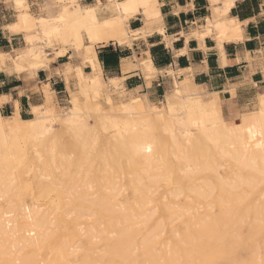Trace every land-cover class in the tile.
I'll use <instances>...</instances> for the list:
<instances>
[{
  "label": "bare ground",
  "instance_id": "6f19581e",
  "mask_svg": "<svg viewBox=\"0 0 264 264\" xmlns=\"http://www.w3.org/2000/svg\"><path fill=\"white\" fill-rule=\"evenodd\" d=\"M16 4L26 9L25 0ZM138 9L152 18L157 15L156 0L115 4V16L100 25L91 10L79 5L69 11L65 8L62 15L82 20L92 33H110L122 32L126 16ZM63 17L59 19L62 22ZM21 19L22 29H38L32 35L34 40L38 32L41 39L69 28L54 26V19H34L27 13H22ZM226 30L222 27L220 32ZM41 57V50L31 46L19 58L33 61L29 65L36 68ZM95 66L90 75L78 73V89L69 91V107L64 112L52 114L44 107L33 109L34 117L29 120L0 117V264H134L137 240L143 245L141 253L147 264H190L193 254L213 261L228 254L227 245L233 240L241 246L255 242L249 250L255 256L260 245L264 248V241H255L264 232V189H260L264 187V93L257 96L254 113L237 124H227L217 96L202 95L185 84L177 83L164 96L161 108L136 96H121L118 91L115 97L121 105L116 106L107 92L116 90V85L105 83ZM125 98L128 102L122 103ZM90 117L94 118L92 127L87 126ZM55 122L60 123L59 132L52 126ZM178 126L182 132L176 131ZM25 159L34 165L33 184L21 186L25 182L19 180L14 166ZM142 173L147 183L138 182L144 179ZM124 174L132 176L131 180L124 183V177L120 183L118 176L115 182L114 175ZM133 177L138 183H133ZM163 177L170 182L163 184L171 188L158 197L165 202L161 217L168 220L167 225L179 224L173 231L178 236L168 237V249L165 251V245L159 255L152 249L161 241L156 238L164 230L163 223L159 222L163 229L153 228L145 236L136 226L142 222L146 225L155 217V207V211H143L142 203H156L158 198L152 197L155 189H161L157 187ZM23 193L37 197L53 193L49 214L26 212L19 201ZM181 195L210 209L174 207L181 203ZM64 206H69L72 218H66ZM50 216L53 220L49 221ZM82 218L91 219V226L83 231L87 233L85 242L80 239L82 231L77 230ZM192 221L199 225L194 231ZM242 227L247 229L244 239ZM225 239L228 241L223 242ZM82 245L85 252L78 256ZM41 249L50 255L44 261L38 258ZM254 258L241 264H257L259 259Z\"/></svg>",
  "mask_w": 264,
  "mask_h": 264
},
{
  "label": "crops",
  "instance_id": "0c3cea01",
  "mask_svg": "<svg viewBox=\"0 0 264 264\" xmlns=\"http://www.w3.org/2000/svg\"><path fill=\"white\" fill-rule=\"evenodd\" d=\"M46 1L52 0H25L26 9H21L17 0H0L2 119H32L33 109L49 105L47 100L61 108L77 86L78 73L90 75L95 65L103 81L125 96L155 103L177 83L185 84L217 96L228 117L239 116L264 93V0H156L157 15L147 18L138 9L126 16L122 32L110 33H92L82 20L63 17L62 11L79 5L91 10L100 25L115 16V4L126 0H61L44 12ZM22 13L34 19L47 13L48 19L58 20L54 26L74 27L73 38L46 42L38 32V43L31 39L38 29H22ZM55 41L63 46L47 51ZM31 46L44 54L36 68L29 65L33 61L19 58Z\"/></svg>",
  "mask_w": 264,
  "mask_h": 264
},
{
  "label": "rangeland",
  "instance_id": "374dc122",
  "mask_svg": "<svg viewBox=\"0 0 264 264\" xmlns=\"http://www.w3.org/2000/svg\"><path fill=\"white\" fill-rule=\"evenodd\" d=\"M55 2H57V3H61V0H52L51 2H49V1H46V4H45V6H44V12H47L48 11V9H49V7H50V5L52 4V6L54 7V5H55ZM60 6V4H57V9H58V7ZM20 8V7H19ZM59 14V13H58ZM58 16V15H57ZM43 17H46V18H48V14L46 13V15L45 16H43ZM76 26V25H75ZM121 26H123V25H121ZM77 27V26H76ZM73 30H74V27H71L70 28V30H67V32H66V34L65 33H63V34H60L59 35V33H57V32H54V34L52 33L51 35H55V36H51V35H49L48 37H44V36H42V38H41V40H43V39H45V41L47 40V39H51V38H55L56 36H57V38L59 39V38H61L62 40H64V38L66 39V37H65V35H67L68 36V38L70 39V38H73V36H72V32H73ZM59 32V31H58ZM57 33V34H56ZM44 41V40H43ZM36 42H41L40 40H37ZM47 42V41H46ZM42 43V42H41ZM47 45V44H46ZM55 45H60V46H63L62 45V43L61 42H59V41H55V42H53V44L51 45V47H49L48 49H46L47 51L48 50H51V49H53V47L55 46ZM59 54H60V52H58ZM41 55H42V57H44L43 55V52H42V50H41ZM47 56V55H46ZM105 83H106V81H104ZM106 88V87H105ZM76 89H78V87L76 86L74 89H72V91H75ZM107 90V89H106ZM109 90V89H108ZM117 90V89H116ZM116 90H109V91H107L108 92V94H109V96H111V98L113 99L112 101H113V104L114 105H116V106H120L121 104H120V102H118L117 100H116V97H115V95H118V92L116 91ZM115 91V92H114ZM170 90H168L167 92H169ZM166 92V93H167ZM166 93H165V95H166ZM120 95L121 96H123L124 94L123 93H120ZM164 95V96H165ZM163 98L164 97H162V98H160L157 102H155V103H150L151 105H154V106H156V107H159V108H161L162 107V103H163ZM68 99H69V97H68ZM121 102L122 103H127L128 102V99L127 98H125V99H121ZM49 104V105H47V106H45V107H47V108H49L52 112V114H54V112L55 113H57V114H59V112L61 113V112H64L68 107H69V103H68V101L61 107V108H54L52 105H51V103H50V101L49 100H47V102H46V104ZM117 103V104H116ZM160 103V104H159ZM220 107H221V104H220ZM54 110V111H53ZM103 110L104 111H107L108 110V108L104 105V107H103ZM257 110V100L255 99L254 101H252V104L251 105H249L248 107H245V109L242 111V113L241 114H239V116H235V117H228L227 115H225L223 112H222V118H223V121L225 122V123H227V124H237L238 122H239V120H241L243 117H245L247 114H252V113H254L255 111ZM222 111V110H221ZM50 113V114H51ZM93 120H94V118H92V117H90L88 120H87V126H89V127H92L93 125H94V122H93ZM60 123L58 124V122H55V123H53V128H54V130H55V132H59L60 131ZM176 131L177 132H182L183 131V128H181L180 126H178V127H176ZM28 159V158H27ZM29 161L30 160H22V161H20V162H18L15 166H14V171L15 172H17L18 173V176H19V180H21L22 182H25V183H20L21 184V186L22 185H30V184H33L32 182H33V166L34 165H32V163H29ZM221 161V160H220ZM223 164V163H222ZM32 165V166H31ZM96 164H93V167H98L97 165L95 166ZM226 165V166H225ZM223 167V170H225L226 169V167H227V164H226V162L224 163V165L222 166ZM225 168V169H224ZM97 169V168H96ZM36 170H38L39 171V169L37 168ZM222 170V168H220V171H223ZM37 171V172H38ZM71 174L73 173V169H71L70 171H69ZM38 173H41V171H39ZM57 174L59 175V173L57 172ZM56 174V175H57ZM245 174H246V172H245ZM143 175V176H142ZM142 175H140L141 177H142V179L143 180H141V181H138L139 183H147V180H145L146 178H145V175L142 173ZM115 176V182H117V181H119V179L121 180L120 181V183H123V181H124V183H126L129 179L131 180V177L130 176H127L126 174H124V175H114ZM118 176H120V177H118ZM127 176V177H126ZM119 179H118V178ZM126 179H125V178ZM58 178H59V176H58ZM123 178H124V180H123ZM118 179V180H117ZM134 179V180H133ZM136 177H133L132 178V180L134 181L133 183H138L137 181H136ZM159 179H161L162 180V177L161 178H159ZM158 179V181L160 182L161 180H159ZM163 182L161 181L160 182V184L158 185L159 187H157V189H159L160 187H161V189H159L158 191H156V189H155V191H156V193H155V191H154V196L152 197V198H155V199H157L158 197H160L161 195H166V194H168L167 192L170 190V188L171 187H167L166 185H164L163 183H170L169 181H167V180H165V178L163 177ZM123 180V181H122ZM129 180V181H130ZM136 181V182H135ZM165 181V182H164ZM158 182V183H159ZM184 182V181H183ZM257 182H261V180H257ZM256 182V183H257ZM263 183H264V181H262ZM261 182V183H262ZM184 183H187V181H185ZM16 183H13V185H15ZM20 184H18L17 186H18V188H20ZM161 185H163V186H165V188H163V186H161ZM15 187V186H14ZM167 187V188H166ZM17 190H21V189H18L17 187H15ZM168 189V190H167ZM261 190H263L264 189V187H261L260 188ZM163 191V192H162ZM160 192H161V194H160ZM165 192V193H164ZM164 193V194H163ZM128 194V193H127ZM155 194H158L157 196L155 195ZM160 195V196H159ZM179 198L181 199L180 200V202L181 203H176V205H174L173 203V205H174V207H176V206H178V205H187V206H190V207H195L196 209H198L199 211H207L208 209H210V206H207V205H205L203 202H201V201H192L191 203L190 202H188V200L189 199H185L186 198V196L184 195H181V196H179ZM185 200H184V199ZM54 199H55V197H54V195H53V193H48L45 197H37L36 195H33V194H31V193H28V194H24L23 193V195L20 197V204H21V206H22V208L23 209H25V211L26 212H28V211H30L31 213H33V212H35V213H44V214H49V211H50V208L53 206L52 205V201H54ZM160 198H158L157 200H156V203H154V202H151V204L150 205H148V203L147 202H143L142 203V209H143V211H145L146 209H151L152 211H155V210H157L156 211V213L154 214L155 215V217H150V222L148 223V224H146V225H144V223L142 222L140 225H139V222H140V219L139 218H135V220H137L138 221V225L140 226H136V229H139V230H141V233L145 236L146 234L148 235L149 233H150V231H152V229H153V231L154 230H157V231H160L159 230V228L163 225V227H164V230H162L163 229V227H161L162 229V233L161 234H159L158 236H157V238H156V241H160V242H158V243H155V245H154V248L152 249V251L154 250V252L155 253H157V254H159L160 255V253L161 252H163L164 251V247H165V245H166V247H165V251L168 249V245H167V240H168V237H175L176 238V236H178V234L176 233H173V231L174 230H177L176 228H175V225H177V224H179L178 223V221L177 222H174L173 224H168L167 225V221L168 220H163V218L161 217V214H160V212H161V209H162V207L164 206L165 207V202H161L160 200H159ZM183 201V202H182ZM189 201H191V200H189ZM3 202V201H2ZM13 202H16V200H14ZM132 203L134 204V203H136V201L135 200H132ZM147 203V204H146ZM158 203V204H157ZM193 203V204H192ZM14 204V203H13ZM145 204V205H144ZM154 204H155V206H154ZM196 204V205H195ZM5 205V203L3 202V204H2V206H4ZM135 205V204H134ZM146 205L148 206V207H146ZM197 206V207H196ZM198 206H200L199 208H198ZM205 206H207V207H205ZM152 207L154 208L155 207V210L154 209H152ZM206 209H205V208ZM203 210H202V209ZM69 206H64V208H63V210H62V212L63 213H65L66 214V218H72V215H71V213L69 212ZM213 210V209H212ZM215 210V209H214ZM153 216V215H152ZM51 217V218H50ZM49 218L50 219H48L49 221L50 220H53V218H52V216H50ZM159 220H161V221H159ZM136 221V222H137ZM162 222L163 224L160 226V223ZM196 221H192L191 222V224L192 225H194V223H195ZM158 223V224H157ZM79 224V226H78V228H77V230H81L80 232V234H83L84 236H82V237H80V239H82V241L83 242H85L86 241V236H87V233H85L84 234V232L83 231H86L88 228H89V226H91V219H89V218H82L81 219V222L80 223H78ZM89 224V225H88ZM155 224H157V225H155ZM155 225V226H154ZM159 225V226H158ZM198 225V224H197ZM197 225H194V227L192 226V230L194 231L195 229H197L198 227H199V225H198V227H197ZM144 226H146V227H144ZM157 226V227H156ZM48 228H50V229H52L53 227L50 225V227H49V225H48ZM143 229H144V231H143ZM92 232H93V234H94V229H92L91 230ZM91 232V233H92ZM147 232V233H146ZM169 233V234H168ZM246 233H247V229L245 228V227H242L241 228V230H240V234H241V236L243 237V239L245 238V235H246ZM19 234H21V233H19ZM174 234L176 235V236H174ZM161 238V239H160ZM158 239V240H157ZM167 239V240H166ZM264 239V232L263 233H261L260 235H258V236H256V238H255V241L257 242V243H261V241H264L263 240ZM94 241H97V240H95L94 239ZM228 241V239H225V241H223V242H227ZM71 242H73V241H71ZM74 242H77L78 243V241L77 240H75ZM233 242V243H232ZM254 244H255V242H247L246 243V245H243V246H241V245H237V244H235V242H234V240L233 241H231V243H229L227 246L229 247V252H228V254H223L222 256H220V257H218L216 260H213V261H209V260H202V258L201 257H199L198 255H195L194 256V254L191 256H189V258H190V264H198V262H199V264H241V262L242 261H244V262H242V263H250V261H251V259L252 258H254V257H258L257 259H259L258 261H257V264L258 263H260V264H264V248L260 245L259 246V249L258 250H256V253L254 254L255 256H251V254L249 253V250L250 249H252L253 248V246H254ZM163 245V248L161 247ZM83 246V245H82ZM84 247L85 246H83L81 249L82 250H79V251H77L78 252V256H81L82 254H84ZM161 248V249H160ZM143 245H140L139 246V244H138V240L136 241V249H135V253H134V258H135V260L134 261H136V262H134V264H145L147 261H146V258L145 257H143L142 255H143V253H141L143 250ZM160 250V251H159ZM260 251V252H259ZM12 252H13V254H15L14 256H13V254L11 253L10 254V256L12 257H14L15 258V256H17L16 255V251L14 252V250L12 249ZM38 252V251H37ZM43 252V253H42ZM139 252V253H138ZM38 254V258L39 257H44L43 259L42 258H39V260L41 259V261H44L47 257L49 258V256L50 255H48V251H46V250H39V252L37 253ZM156 254V255H157ZM42 255V256H41ZM48 255V256H47ZM158 255V256H159ZM47 256V257H46ZM244 256H246V257H244ZM141 257V258H140ZM143 257V258H142ZM47 258V259H48ZM140 259V260H139ZM143 259V260H142ZM198 259V260H197ZM244 259V260H243ZM254 259H256V258H254ZM256 259V260H257ZM195 260H197L196 262H195ZM146 261V262H145ZM260 261V262H259ZM147 264V263H146Z\"/></svg>",
  "mask_w": 264,
  "mask_h": 264
}]
</instances>
